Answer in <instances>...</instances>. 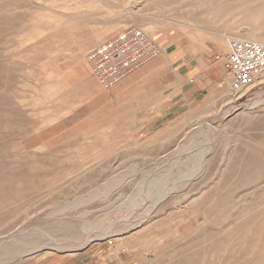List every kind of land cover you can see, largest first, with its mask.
Segmentation results:
<instances>
[{
	"label": "rangeland",
	"instance_id": "obj_1",
	"mask_svg": "<svg viewBox=\"0 0 264 264\" xmlns=\"http://www.w3.org/2000/svg\"><path fill=\"white\" fill-rule=\"evenodd\" d=\"M203 2L0 0V264H264V140L243 122L227 127L241 104L259 101L255 117L264 115V81L238 103L220 93L221 67L218 84L204 72L227 54L219 40L236 41L231 30L246 26L264 41V14L221 20L205 12L218 2ZM132 29L148 41L128 42L122 59L136 64L105 83L90 62L94 51ZM172 50L204 69L185 71ZM90 76L97 91L85 89ZM220 145L231 161L216 155L208 166ZM195 156L204 162L187 178ZM153 181L168 189L158 192ZM71 216L97 217L99 230L116 232L76 251L15 258L20 243L43 244L63 219L65 240L75 243L84 220ZM146 216L142 227L120 229ZM146 229L149 243L116 251Z\"/></svg>",
	"mask_w": 264,
	"mask_h": 264
},
{
	"label": "bare ground",
	"instance_id": "obj_2",
	"mask_svg": "<svg viewBox=\"0 0 264 264\" xmlns=\"http://www.w3.org/2000/svg\"><path fill=\"white\" fill-rule=\"evenodd\" d=\"M204 2V5H206V4H211V3H215V2H218V4L217 5H215L214 7H207V9H205V12H207V13H212V12H218V13H222L223 14V16H221V20H224V19H226L227 17H229V15L231 14V13H234V12H243V13H247L248 15H250L251 16V18H260V17H262V14H264V6H258V5H264V0H203ZM202 14V13H201ZM208 16V15H207ZM210 19H213V18H210L209 17V19L208 20H210ZM53 20V19H52ZM47 21H49V20H47ZM44 22H46V21H44ZM53 22V21H52ZM220 22V21H219ZM37 23V22H36ZM47 23V22H46ZM54 27H56L55 26V24H53V28ZM92 30V29H91ZM90 30V31H91ZM40 31V30H39ZM42 31V30H41ZM36 32V31H35ZM231 32L235 35L234 37H233V39L234 40H236L237 42H244V41H246V42H251V43H254V44H257V45H261V46H264V41L262 40V39H258V38H256V37H254L253 35H252V33L250 32V30L245 26V27H242V28H240L239 30L238 29H233V30H231ZM34 33V32H33ZM37 34H41V33H37ZM34 35H36V34H34ZM34 35L32 34V38L34 39ZM36 37H38V36H36ZM78 38V37H77ZM100 39H102V38H100V37H97V41L98 40H100ZM231 39V37H228V36H225V38H223V39H221V40H219L218 41V44H219V47H220V49L222 50V51H224V52H229V50H230V46H228L229 45V40ZM80 41V39L78 38L77 39V41ZM230 44H231V42H230ZM222 66V58L219 60V62H218V65H217V67H221ZM261 81H264V69L263 70H261V71H259L258 73H256L255 75H254V78L252 79V81H251V83H250V85H249V88H251L253 85H255V84H257V83H259V82H261ZM220 93L223 95V97H225L226 99H228V100H237L238 101V103H240V101H241V99H242V96H243V94L245 93V91H243V92H234L233 90H232V88H231V84H230V80L227 78V79H225V83L222 85V87L220 88ZM260 96V95H259ZM249 102V101H248ZM242 103V102H241ZM250 103H251V101H250ZM233 104V103H232ZM235 104V103H234ZM245 104V103H244ZM236 105V104H235ZM247 105V104H246ZM263 104H260V102L259 101H255V102H252L250 105H247V106H245V105H239V106H236V107H232V108H234V112H239V114H237V116L233 119V120H231L230 122H228L227 123V127L228 128H231L237 121H239V122H243V123H245L246 124V126H247V131H249V132H252V133H254V138H255V140H264V136L263 135H261L260 133L262 132V131H264V127H260V123H263L264 122V115H260V116H258V117H255V110H258V109H260L261 107H263L262 106ZM231 107V106H230ZM232 117V116H231ZM222 124V123H221ZM259 124V126L257 127V125ZM208 130H209V128H208ZM207 130V131H208ZM209 132V131H208ZM197 136V135H196ZM211 137V136H210ZM212 137H213V135H212ZM211 137V138H212ZM214 137H216V136H214ZM211 138H209L210 140H211ZM253 139V138H252ZM251 139V140H252ZM195 140V139H194ZM214 140V139H213ZM212 140V141H213ZM254 140V139H253ZM211 141V142H212ZM211 145H212V143H211ZM209 146V145H208ZM206 148H210V147H206ZM212 149V148H211ZM194 150V149H193ZM203 150V149H202ZM192 151V150H191ZM228 152V151H227ZM205 154V153H204ZM203 154V155H204ZM190 155V154H189ZM206 155V154H205ZM204 155V156H205ZM216 155H218L219 157H222V156H224V164L225 165H227L230 161H231V158H230V155L229 154H226L225 153V151H224V148L222 147V145H220L217 149H216V152L214 153V155L211 157V158H208L207 160H206V163L208 164V166H210L209 164H211V162H212V160H213V158L216 156ZM190 156H192V155H190ZM210 156V155H209ZM193 157V156H192ZM191 157V158H192ZM196 157V159H195V163L193 162V161H191V162H193L194 163V165H193V163H192V167L190 168V169H188L187 167H186V170L188 169L189 171L187 172L186 171V174H185V177H190L192 174H196L197 172H199L200 171V169H201V162H204L203 161V157H201L200 159L197 157V156H195ZM193 160H194V157H193ZM189 162L190 163V161L188 160V159H186V162ZM256 162V161H255ZM203 164V163H202ZM212 165V164H211ZM203 169V168H202ZM225 170V169H224ZM200 173V172H199ZM220 173V172H219ZM204 174V173H203ZM179 175V174H178ZM201 176H202V174H201ZM200 176V177H201ZM192 179H193V177H192ZM179 180H182V179H179ZM176 181V184H177V182H181V181ZM185 180V178L183 179V181ZM195 180V179H194ZM197 180V179H196ZM195 180V181H196ZM172 181V180H171ZM170 181V183H171V185H172V183H174V182H171ZM182 181V182H183ZM188 181V180H187ZM187 181H184V182H187ZM194 181V182H195ZM154 182L155 181H153L152 182V187H154V188H158L157 190H158V192L160 191V192H162L163 190L164 191H166L165 190V188L166 189H168L166 186H167V184H168V182L166 181V182H159L158 183V181L157 182H155V184H158V185H155L154 184ZM183 182V183H184ZM188 183H190V182H188ZM193 183V182H192ZM151 184V183H150ZM153 184H154V186H153ZM175 184V183H174ZM174 184H173V186H174ZM185 185H188L187 183H184ZM183 184V185H184ZM171 185H169V186H171ZM155 186H157V187H155ZM168 186V187H169ZM179 186V185H178ZM176 187L177 186H175V189H176ZM182 187V186H181ZM171 188H172V186H171ZM183 188H187V187H183ZM155 189V190H156ZM174 189V188H173ZM172 189V190H173ZM179 189V188H178ZM150 190L151 191H153V188H151L150 187ZM154 190V191H155ZM162 190V191H161ZM188 190V189H187ZM146 191H147V189H146ZM148 192V191H147ZM156 192V191H155ZM171 192V191H170ZM164 193V192H163ZM152 194V193H151ZM151 194L149 195V193H148V195H147V197H148V199L149 198H151ZM155 194V193H154ZM158 194V193H157ZM161 194V193H160ZM168 194H169V192H168ZM164 195V194H163ZM155 197H156V195H154ZM165 197V196H164ZM159 200H155L156 201V203L159 201L160 202V200H162V199H160L159 198V194H158V197H157ZM162 198V197H161ZM151 200V199H150ZM155 202H154V204H156ZM83 211V210H82ZM81 211V212H82ZM80 212V213H81ZM87 213H89L88 211H87ZM86 213V211H85V213L83 212V213H81L82 215H86L87 214ZM80 216V215H79ZM81 218V217H77V216H71V217H69V218ZM84 217V216H83ZM68 219V218H67ZM67 219H63V221H61L60 223H53L52 225H50V229H49V234L47 233V234H45V236L46 237H44L43 239H42V237H40L42 240V242H43V244L41 243V244H28V245H26V244H24V243H20V246L18 245V243H16L18 246H19V251L17 252V254H15V258H17V257H25V255H30V254H33V253H36V252H39V251H41V250H47V251H76V250H78V249H80V248H82V247H84V246H86L87 244H89V243H91V242H94V241H100V240H105V239H110V234L111 233H114V232H116V228H108L107 229V226L106 225H104V226H106L105 228H101L102 230H99L100 228H99V226L101 225V223H100V219H98L97 220V217H96V219H95V221H93V222H87V221H85L84 219H82L81 218V221L82 220H84V222L82 223V229L84 230V232H85V235L84 236H81V233H79V232H75L76 233V236H79L80 235V237L79 238H75L76 240H74L73 242H75V243H71L72 241H70L69 239H67V241L65 240V226L66 225H68L67 223H68V221H66ZM93 219V218H92ZM150 219V217L149 216H146L145 218H144V220L143 219H140L137 223L135 222V224L134 225H131L129 222L127 223V222H120V229L121 228H124V230L123 231H125V232H130V231H132V230H134V229H137V228H140V227H142V225H143V221H146V220H149ZM108 222V221H107ZM71 223V222H70ZM79 223H81V222H79ZM103 223V222H102ZM110 223V222H109ZM116 223H118V222H116ZM149 223V222H148ZM73 224V223H72ZM71 224V225H72ZM104 224V223H103ZM102 224V225H103ZM105 224H106V222H105ZM75 225V224H74ZM73 225V226H74ZM103 226V227H104ZM108 226H110V224L108 225ZM113 226H114V224H113ZM132 226H134V228L133 229H131L130 227H132ZM65 227V228H64ZM76 228V227H75ZM130 228V229H129ZM104 229V230H103ZM67 230V229H66ZM67 232H68V230H67ZM70 232V231H69ZM43 233V232H42ZM41 233V234H42ZM73 233V232H72ZM77 233H79L78 235H77ZM41 234H40V236H41ZM68 234H71V233H68ZM151 234H152V229H146V230H144L143 232H141V233H138V234H136L135 236H133V237H131L130 238V240H128L127 242H125L124 243V248L122 249V248H120V249H117L116 251H124V252H127V253H132L133 251H136V250H138V249H140V245L141 244H146V243H149V241L151 240ZM74 236H75V234H73ZM72 235V236H73ZM43 236H44V233H43ZM69 236V235H68ZM37 237H39V236H37ZM71 237V236H70ZM69 237V238H70ZM74 238V237H73ZM72 238V239H73ZM15 239V238H14ZM25 239V238H24ZM64 239V240H63ZM71 239V238H70ZM27 240V239H26ZM70 242H69V241ZM20 241V240H19ZM30 241V240H29ZM21 242V241H20ZM24 242V241H23ZM31 242V241H30ZM29 242V243H30ZM36 242V241H35ZM1 243V242H0ZM32 243V242H31ZM37 243V242H36ZM2 246V245H1ZM9 247V246H8ZM14 247H16V246H14ZM10 248H12V246L10 247ZM10 248H7V249H10ZM1 249V248H0ZM142 249V248H141ZM1 250H3V249H1ZM5 250V249H4ZM12 250V249H11ZM6 252V251H5ZM3 253V252H2ZM8 252H6L5 254H4V256L7 254ZM1 254V253H0ZM13 254V253H12ZM8 255V254H7ZM14 255V254H13ZM9 257H12V256H9ZM12 261V260H11Z\"/></svg>",
	"mask_w": 264,
	"mask_h": 264
},
{
	"label": "built area",
	"instance_id": "obj_3",
	"mask_svg": "<svg viewBox=\"0 0 264 264\" xmlns=\"http://www.w3.org/2000/svg\"><path fill=\"white\" fill-rule=\"evenodd\" d=\"M147 41V38L141 32L132 29L117 40L94 51L95 56L93 58L95 59L90 62L94 70L100 71V76L107 83L113 76L115 78L120 77L123 70H127L136 64L134 59L129 61H123L122 59L127 52V43L135 42L142 45ZM219 58L220 56H217L216 61ZM104 61L110 64V68H106L103 64ZM221 68L225 79L230 80L234 92H246L254 75L264 69V46L246 41L231 42L229 52L222 57Z\"/></svg>",
	"mask_w": 264,
	"mask_h": 264
},
{
	"label": "crops",
	"instance_id": "obj_4",
	"mask_svg": "<svg viewBox=\"0 0 264 264\" xmlns=\"http://www.w3.org/2000/svg\"><path fill=\"white\" fill-rule=\"evenodd\" d=\"M177 50H172L170 55H169V59L172 61H176L180 64V66H182L183 69H185V71L187 70H191L194 67H196L198 65V67L196 69H194L193 71H191V73H197L199 71V69H204V63L202 61H199L198 64H193L192 62L190 63H185V57L187 56L188 53H185L186 55H183L182 53H177ZM220 67H211V68H205L204 72L207 71V78L210 80L211 84H218L221 83L223 81V74L221 72V70L219 71ZM120 82L116 85L119 86ZM100 87V81L97 80V78L90 76V78L87 79L86 81V86L85 89L86 91H97Z\"/></svg>",
	"mask_w": 264,
	"mask_h": 264
}]
</instances>
